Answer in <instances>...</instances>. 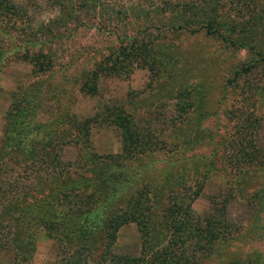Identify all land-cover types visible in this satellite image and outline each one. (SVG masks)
I'll return each mask as SVG.
<instances>
[{
    "label": "rangeland",
    "instance_id": "obj_1",
    "mask_svg": "<svg viewBox=\"0 0 264 264\" xmlns=\"http://www.w3.org/2000/svg\"><path fill=\"white\" fill-rule=\"evenodd\" d=\"M199 1L0 0L1 261L58 264L84 235L95 263L99 222L126 209L113 253L166 245L183 217L190 264H264V0ZM124 120L153 145L123 154ZM212 225L224 238L194 248L187 229Z\"/></svg>",
    "mask_w": 264,
    "mask_h": 264
},
{
    "label": "trees",
    "instance_id": "obj_2",
    "mask_svg": "<svg viewBox=\"0 0 264 264\" xmlns=\"http://www.w3.org/2000/svg\"><path fill=\"white\" fill-rule=\"evenodd\" d=\"M84 2H87L90 0H83ZM244 3V2H242ZM93 4V3H92ZM112 4V3H111ZM94 5V4H93ZM218 5V1L215 0H200L199 3L196 6V11H204L207 10V7L209 8V12L213 13L216 11ZM0 6L3 7L2 2H0ZM112 6V5H111ZM190 6V5H189ZM185 8V7H184ZM214 20V19H213ZM212 24V23H211ZM210 22H206V26H211ZM133 50V47L129 46L126 47L124 46L121 48V51H117L115 54V57H113L110 60L105 61V65L101 67L103 70L109 72H112L113 70L117 69L118 67H121L123 61L128 57L126 56L127 53L131 54ZM107 63V65H106ZM104 64V63H103ZM96 75L95 71H92L89 73L87 76L89 77V81ZM87 79V77H86ZM90 91L93 90L90 87H87ZM109 110V108H108ZM121 118V117H120ZM122 119H124L122 117ZM132 123V122H131ZM130 121L124 120V123L122 124L123 128V134H122V139H121V150L123 154H129V155H136L143 153V151L147 150L149 147H151L153 144L148 140V135L149 132L148 130L145 132L133 129L131 126L132 124ZM244 146V145H243ZM244 154V153H242ZM55 156V155H54ZM241 156V154H240ZM51 159H49L50 161ZM59 165L58 161L54 162V164ZM62 168V167H61ZM112 176L109 177H104L103 182L106 183L107 181L111 182V185L109 187H112V181L114 180V173ZM87 187L80 188L78 185H74V188L72 190H76L79 192V190H86ZM110 190V189H107ZM91 192V191H90ZM107 192V191H106ZM109 193V192H108ZM108 193H106L108 195ZM24 196V193L20 194ZM97 198V197H96ZM79 200L75 202L80 201V197H78ZM32 201V200H31ZM83 202V203H82ZM84 201H80V203H77L78 205H75L74 207L70 205L69 207L65 208L66 210H69L70 212H75L79 210V213L82 215L83 213L86 212L87 206L85 208H82L80 204H84ZM27 206L23 207L24 211L23 213L26 214V212L34 213L36 209V206L31 203H27ZM100 205H93L91 208H89V211L92 212L95 216L99 214L101 211ZM39 210V209H38ZM104 210V209H103ZM105 217L102 218L101 222H99L103 228V248L101 247V253L99 257V261H96L95 263H90L89 261V255H90V248L88 245L85 244L84 241V235L80 236V242L77 243L76 247L71 249L69 253L65 250H62L63 256L58 257V264H190L188 261L189 259L183 254L182 251L179 250L177 252L176 250L179 249L181 246H183L184 240L186 236H181V230H183L184 222L182 221L183 217H177L174 222L176 225V229H172L168 237H165V242L166 245L158 247L157 244L147 246L141 243V250H140V255L138 256H129V255H121V254H116L111 252V244L113 243V240L115 239V232L121 224L125 223L128 221V219H131V217H127V212L126 209H123L119 213H105ZM128 218V219H127ZM173 218V217H172ZM15 219V218H14ZM147 218H145L146 220ZM21 220V219H20ZM41 220L43 221V225L45 223L47 226V232L50 231V227L55 226L56 222L52 218H50L48 215H42ZM8 221V220H7ZM6 221V222H7ZM215 222V220H213ZM218 223L220 221L221 224H223L225 221L223 219H217ZM6 222L1 219L0 222V247H4L6 241L4 237L1 235V230L3 231ZM89 222V221H88ZM87 223V221L85 222ZM68 226H64V232L68 230ZM11 228V223L7 226L6 225V230H9ZM224 226H214L212 225L209 227V229H206L202 231L201 229H197V227H193V230L187 229V232H194L195 236V244L194 248L197 246L198 250L200 251H205V249H208L209 246L211 245L210 242L213 240H216L218 238H224L226 230H224ZM203 232V234L207 237V245L204 246L203 241L200 240V233ZM206 232V233H205ZM79 235V234H78ZM65 236V235H64ZM15 239V238H14ZM79 239V238H78ZM143 238V242H144ZM198 243L199 245H196ZM176 247V250L174 249ZM16 249V248H15ZM30 250V249H29ZM147 251V252H146ZM145 252V253H143ZM15 258V257H14ZM0 264H19L18 261L14 260L11 262H3L0 260Z\"/></svg>",
    "mask_w": 264,
    "mask_h": 264
}]
</instances>
